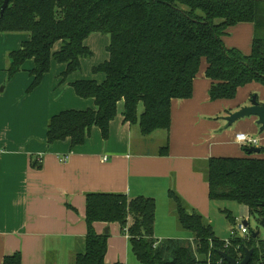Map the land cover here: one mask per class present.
I'll use <instances>...</instances> for the list:
<instances>
[{
	"label": "trees",
	"instance_id": "obj_1",
	"mask_svg": "<svg viewBox=\"0 0 264 264\" xmlns=\"http://www.w3.org/2000/svg\"><path fill=\"white\" fill-rule=\"evenodd\" d=\"M240 23L254 28L247 54L223 42L228 30ZM12 32L26 33L28 39L8 53L7 76L11 78L31 60L29 89L40 84L51 60L65 64L64 77L78 71L81 60L92 55L84 43L89 35L109 37L108 59L92 68L94 74L103 73L104 79L71 83L78 97L94 100L95 109L52 116L46 128L48 144L66 138L72 147L82 144L93 126L106 138L119 102L123 121L136 124L141 135L169 130L171 101L191 97L202 61L210 81V100L233 99L239 87L251 82L264 86V0H9L0 12V33ZM57 42L59 48L53 50ZM241 147L246 152L243 157H209L195 167L204 174L211 201H234L260 222L264 157ZM259 148V154H264V145ZM168 198L180 227L193 236V245L153 237V198L90 192L85 196L84 250L75 255L74 264H106L108 234L97 233L96 222L118 224L140 264H228L222 252L241 261L249 249L248 264H264V239L251 233L238 236L231 229L227 244L175 190H168ZM223 212L233 226L230 211ZM2 264H21V254L5 256Z\"/></svg>",
	"mask_w": 264,
	"mask_h": 264
},
{
	"label": "crops",
	"instance_id": "obj_2",
	"mask_svg": "<svg viewBox=\"0 0 264 264\" xmlns=\"http://www.w3.org/2000/svg\"><path fill=\"white\" fill-rule=\"evenodd\" d=\"M253 31L251 23L237 24L228 30L223 42L247 54ZM27 39L26 33H0V264L5 256L16 252L21 254V264H74L75 255L84 250L85 196L90 192L153 198V237L185 240L175 233L176 217L168 190H175L190 209L211 218L219 207L209 199L204 174L195 166L209 157L245 156L235 140L239 132L264 145V132H259L255 116L239 119L228 128L221 119L249 104L254 92L257 100L264 102V86L251 82L239 87L233 99L210 100L205 61L193 80L191 97L171 101L169 130L147 135V139L157 142L153 147L145 144L150 141L134 136L136 124L123 121L122 102L117 105L106 138L93 126L82 144L72 147L69 138L48 144L46 128L52 116L66 110L95 109L92 98L78 97L71 86L77 80L94 78L77 77V71L64 77L65 64L54 60L33 89H29L31 60L8 78V53ZM97 41H102L104 49L107 47L104 37L92 36L86 44L92 52L89 58L94 56L92 44ZM102 62L91 65V73ZM92 75L97 82L104 79L103 73ZM243 207L246 211L241 216H248ZM105 228V263L131 264L135 259L140 264L119 225L94 223L99 234H105Z\"/></svg>",
	"mask_w": 264,
	"mask_h": 264
},
{
	"label": "rangeland",
	"instance_id": "obj_3",
	"mask_svg": "<svg viewBox=\"0 0 264 264\" xmlns=\"http://www.w3.org/2000/svg\"><path fill=\"white\" fill-rule=\"evenodd\" d=\"M95 34V35H94ZM93 35H89V37L84 41L85 44H88V40L92 37V36H101L105 38V45H108V40L109 37L108 35H104V34H100V33H94ZM59 42H57L56 44H54L53 46V50L57 49L59 47ZM102 41H97L96 44H92V47L94 49V56L91 58H87V59H82L81 60V69L79 71H77V77H82V78H94V75H92L90 67L93 64L99 63L101 61H105L108 59V52L106 51V49H104V46H101ZM253 94H256L255 92ZM252 94V95H253ZM143 110L142 105H139L138 107V112L141 113V111ZM228 115V114H227ZM226 115L221 116V119L223 120V117ZM226 127V126H225ZM230 127V126H228ZM226 127V128H228ZM137 131L134 132V136H139L140 138H142L141 140H144L146 142V140L150 141L149 143H145L148 144L147 147L151 148L154 145L157 144V142H154L155 140H149L147 139V136H143L141 135V133L139 132V128L136 129ZM164 131H160L159 133L163 134ZM158 134V133H157ZM154 137V136H153ZM134 143V141H133ZM134 146H136V144L134 143ZM216 202L218 205H216L217 207H219L215 213H211L212 217L211 218H204L205 221L207 223H209L210 225H213V231L214 234L221 238V239H226L227 237L230 236V231L231 229L236 230V234L238 236H243L244 234H242L239 230H237V225H239L240 223L242 224V222L244 220H246L248 222V224L246 225V228L248 230V234L253 232H259L258 234V239H264V225H261L260 222H258L255 218H253L252 216H248L245 214V217L241 216V212L246 211V209L243 207V205H240L234 201H214ZM227 209L228 211H231L230 213H232V216L234 217L235 220V224L232 226L231 223L228 221V219L226 218V214L221 211V209ZM241 210V211H240ZM175 212V211H174ZM175 214V213H174ZM176 217V214H175ZM175 220V226H176V234H180L183 235L185 238V241H189L192 245L194 244L193 242V236L191 235L190 232L182 229L177 221V218H174ZM178 230V231H177ZM135 259H133V261L131 262V264H136L135 263Z\"/></svg>",
	"mask_w": 264,
	"mask_h": 264
},
{
	"label": "water",
	"instance_id": "obj_4",
	"mask_svg": "<svg viewBox=\"0 0 264 264\" xmlns=\"http://www.w3.org/2000/svg\"><path fill=\"white\" fill-rule=\"evenodd\" d=\"M9 0H3L1 5L0 12L3 13L4 9L7 7ZM255 116L256 117V124L259 126V132H264V102H259L256 98V94H253L250 98L249 104L241 106L238 110L229 113L228 115L223 117V121L225 122V126H231L237 120L242 119L244 117ZM248 153H259L260 148L258 146H250L247 149ZM264 207V203H262ZM264 212V210H263ZM261 225H264V215L260 221ZM244 226L247 225V221L244 220L242 222ZM104 233H108L107 228H105ZM252 236L255 238L259 232H251ZM252 255V250H245V255L241 261H237L233 257L227 255L226 253L222 252L221 257L224 259L228 264H248Z\"/></svg>",
	"mask_w": 264,
	"mask_h": 264
},
{
	"label": "built area",
	"instance_id": "obj_5",
	"mask_svg": "<svg viewBox=\"0 0 264 264\" xmlns=\"http://www.w3.org/2000/svg\"><path fill=\"white\" fill-rule=\"evenodd\" d=\"M235 140L237 141L238 144H240L241 146L247 147V148L250 146L259 147V141L257 138H254L253 136L243 133V132L236 133ZM65 158H61V160L64 161ZM237 230H239L244 235L248 234V230L246 226H244L241 223L237 225ZM230 234H233V232H230ZM225 241L228 244V240H225Z\"/></svg>",
	"mask_w": 264,
	"mask_h": 264
}]
</instances>
